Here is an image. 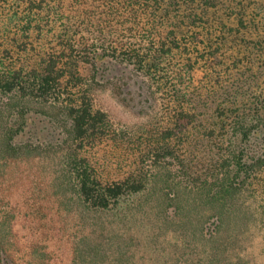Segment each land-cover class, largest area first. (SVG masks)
Returning a JSON list of instances; mask_svg holds the SVG:
<instances>
[{"label": "rangeland", "instance_id": "374dc122", "mask_svg": "<svg viewBox=\"0 0 264 264\" xmlns=\"http://www.w3.org/2000/svg\"><path fill=\"white\" fill-rule=\"evenodd\" d=\"M40 2L0 0V81L19 68L38 67V52L48 43L46 37L50 32L40 36L36 30L65 28L55 13L68 16L66 9H69L74 18L72 29H77L83 25L82 16L92 13L85 14L80 5L92 7L102 5L105 0L51 2L50 8L37 14L32 9ZM138 9L141 10L136 13ZM145 9L146 6L129 4L122 13L138 15ZM224 9L216 24L221 34L204 33L199 38L203 50L219 47L218 57L200 60L192 84L186 79L188 86L182 88L189 92L190 86L191 92L199 94V91L207 98V109L198 114L202 117L187 136L200 154L192 158L189 150L194 147L182 149L179 155L186 162L210 161L217 154L221 156V147H227L230 142L235 144L238 139L236 135L234 138L233 127L239 119L243 118L246 124L264 119V17L258 20L260 25L241 29L240 12L238 16ZM115 13L118 11L114 10ZM137 15L133 20L129 15L131 20L124 21L131 24L119 25L118 29H133L147 38L142 29L210 27L194 26L188 20L184 25V20H175L174 14L163 26L159 14L151 24ZM231 30L230 42H220ZM195 38V35L189 38L188 43L198 46ZM29 43L34 52L26 54L19 50V46ZM79 50L76 42L73 57H78ZM176 54L173 67L182 68L186 55L184 58L179 52ZM196 55L195 50L193 57ZM100 61L95 74L84 66L81 74L85 79L84 89L89 91L91 85L94 88L90 97L95 109L108 116L103 134L79 154L76 147L71 151L63 143L61 124L33 116L21 135L26 150L14 159L0 162V264H264V152L260 149V136L253 140L249 154L253 161L249 160V164L256 160L263 162L256 163L258 166L250 174V188L244 190L236 205L238 213L230 217L220 233L216 230L217 220L204 216L206 208L198 206L200 202L192 204V194L181 196L184 202L180 208L188 209L180 213L174 211L177 208L174 203L168 206L170 202L167 205L166 198H156L151 193L125 200L118 206L121 210L110 212L91 211L82 203L76 190L77 180L70 172L69 154L76 155L79 162L85 159L102 181L120 180L140 167L143 153L149 155L148 144L160 140V135L173 127L174 121L172 109H168L171 100L152 75L120 57ZM169 81L172 89L174 83ZM218 92L224 93L223 102L229 101L223 109L225 115L220 118L211 102ZM8 102V97L0 94V140L6 129L14 127L15 120L6 107ZM196 105L192 104L191 108L195 109ZM209 130H215L218 138L203 142L201 135ZM179 167L174 164L171 175L177 178V185L182 181L187 184ZM149 172L151 175L153 171ZM181 187V195L184 189L189 191ZM167 209L169 218L164 212Z\"/></svg>", "mask_w": 264, "mask_h": 264}, {"label": "trees", "instance_id": "16d2710c", "mask_svg": "<svg viewBox=\"0 0 264 264\" xmlns=\"http://www.w3.org/2000/svg\"><path fill=\"white\" fill-rule=\"evenodd\" d=\"M51 2L64 4L66 0H41L40 5L33 7L32 10L38 14L50 8ZM129 4L131 7L146 6V9L138 15L136 13L141 9L136 10L135 14L128 11L122 13ZM89 6L80 5L85 14H88L87 11L92 13L90 16H82L83 25L77 29H72L75 28L72 24L74 18L70 15L69 9L66 10L70 17L64 13H55L57 20L66 29H61L62 26L60 29L38 27L37 35L43 36L44 33L50 32L46 37L48 43L38 52V67L19 68L0 81V94L8 97L6 107L15 120L14 127L6 129L1 136L0 162L9 158L14 159L26 150L21 135L33 116H40L50 123L55 121L61 124L63 129L61 136L65 138L63 143L71 151L76 147L79 154L85 152L89 148L88 144L91 145L93 139L103 134L102 128L108 121V116L103 111L95 109L90 97L94 88L91 85L89 91L84 89L85 79L81 69L84 66L95 74L100 60L120 57L123 61L136 64L141 71L155 78L160 90L171 100L168 109H172L173 127L163 132L160 140L148 144L149 155L143 153L144 159H141L139 167L142 168L135 167L136 170L133 169L120 180L102 181L98 173L90 169L85 159H80L79 162L76 155L71 157L69 154L70 172L77 180L76 190L80 200L88 210L110 212L118 209L120 203L125 200L151 193L156 198L158 196L166 198L167 205L170 202L168 206L174 203L177 207L174 211L180 213L188 209L180 208L184 202L181 196L192 194L194 195L192 204L200 202L198 206L206 208L204 216L209 215L217 220L216 230L220 233L228 224L230 217L238 213L236 205L244 190L250 188L251 172L263 162L256 160L255 166L254 163L249 164V160L253 161L249 154L253 140L257 136L261 137L260 149L264 152V119L258 118L250 124H246L243 118L239 119L233 127L234 138L236 135L238 139L235 144L230 142L227 147H221V152L223 151L221 156L217 154L210 161L186 162L179 154L182 149L185 151L194 147L189 143L187 136L191 134L190 130L194 131V127L200 121L202 116L198 114L207 109V98L205 100V96L199 91V94L191 92L190 86L189 92L182 88L188 86L185 83L186 79L192 82L195 67L199 65L200 60L218 57L220 48L203 50L204 44L199 38L204 33L207 36L221 34L216 26L222 16L221 9H228L238 16L240 12L241 29L256 27L260 25L258 20L264 17V0H136L134 3L131 0H105L102 5ZM114 10L115 12L117 10L118 14H113ZM156 14L160 15L161 26L165 25L164 21L172 19L174 14L175 20H184L182 21L184 25H187L185 20H188L194 26L210 27L209 29L177 27L166 31L142 29L148 34L147 38L133 29H118L119 25L131 24V21L127 22L131 20L128 18L129 15L132 16V20L136 15L147 18L151 24ZM48 17L51 18L50 15ZM232 33V30L226 32L220 42H230L228 36ZM194 35L198 40V46L195 43H188V39ZM76 37L81 41H76ZM76 42L77 50H80L77 51L78 57H73ZM19 50L29 54L34 52V47L29 43L19 46ZM195 50L197 55L193 57ZM176 52L183 57L186 55L183 61L185 65L178 68L179 70L173 67L174 58L178 55ZM81 54L83 57H80ZM80 59H85L86 62ZM237 61L243 63L242 59ZM92 78L94 79V76ZM169 79L172 81L171 84L174 83L172 89L168 86ZM223 96L224 93L218 92L211 101L216 106L214 113L218 118L225 115L223 109L229 102H223ZM194 103L197 105L192 109ZM223 136L226 137L225 134ZM201 138L203 142L214 141L218 135L215 130H209L203 133ZM189 151L192 158L200 154L195 147ZM257 162L259 163L256 165ZM174 164L180 166L185 179L188 180L187 184L183 181L176 184L177 178L174 179L171 175ZM149 170L153 171L151 175ZM181 186L188 188L189 191L185 192L187 189H184V194L181 195ZM167 211L168 209L164 211L166 215L169 213ZM191 211L194 212L192 209ZM191 211L187 212L195 218Z\"/></svg>", "mask_w": 264, "mask_h": 264}]
</instances>
